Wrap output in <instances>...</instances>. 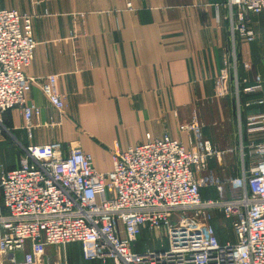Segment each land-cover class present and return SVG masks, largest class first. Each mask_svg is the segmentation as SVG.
<instances>
[{"label":"crops","instance_id":"obj_1","mask_svg":"<svg viewBox=\"0 0 264 264\" xmlns=\"http://www.w3.org/2000/svg\"><path fill=\"white\" fill-rule=\"evenodd\" d=\"M226 2L0 0V10L31 18L36 46L24 75L54 76L64 105L62 112L56 111L39 85H33L25 100L39 108L38 115L32 113L27 123L19 107L3 113L8 133L0 136V171L18 166L23 154L19 145L58 143L63 155L79 147L91 155L98 172L106 173L115 150L126 151L167 134L186 151L206 145L223 152L212 159L210 171L201 174L203 182H237L260 159L248 157L247 148L264 142V132L248 133L246 126L248 117L264 113V107L254 103L263 95L241 92L257 77L264 90V13L248 15L255 40L247 43L232 37ZM235 15L232 12L233 22ZM223 73L228 94L216 97V82ZM194 115L198 131H180ZM216 194L211 186L205 199H216ZM6 213L0 189V216ZM166 247L161 231L147 229L131 245L136 252ZM54 248L44 251L51 264H112L85 261L77 243L62 251Z\"/></svg>","mask_w":264,"mask_h":264},{"label":"built area","instance_id":"obj_2","mask_svg":"<svg viewBox=\"0 0 264 264\" xmlns=\"http://www.w3.org/2000/svg\"><path fill=\"white\" fill-rule=\"evenodd\" d=\"M226 6L232 37L253 42L247 17L264 13V0H227ZM35 46L31 18L0 10V136L8 133L2 122L6 111L19 107L27 123L32 113L39 114V108L25 100L33 85H39L56 111L64 108L54 76L35 79L22 71ZM223 74L216 82V97L228 94ZM241 92L262 93L254 103L264 107L259 77ZM246 126L248 133L264 132V113L248 117ZM198 127L194 115L179 130L195 134ZM19 148L23 154L18 166L0 171L7 212L0 216V264H41L42 259L51 264L45 247L70 243L80 246L85 261L112 264H264V142L247 148L248 157L260 159L243 171L230 198L220 191L218 200H202L194 169L223 152L206 145L186 151L167 134L126 151L115 150L106 173L98 172L91 155L79 147L65 155L58 143ZM214 214L229 222L234 242L219 241L211 223ZM144 229L161 231L167 247L134 251L131 245ZM18 252H23L22 260L8 259Z\"/></svg>","mask_w":264,"mask_h":264},{"label":"rangeland","instance_id":"obj_3","mask_svg":"<svg viewBox=\"0 0 264 264\" xmlns=\"http://www.w3.org/2000/svg\"><path fill=\"white\" fill-rule=\"evenodd\" d=\"M213 162H214V160H212V161L209 160L205 166H199V167H196L194 169V172L197 174V176H198L197 178H198V180H200V183H201V189H200L201 190V198H202V200H206L205 198L207 196L206 194H207L208 188H210L211 186H213V188L215 189V192H217L215 200H218L220 191L223 192L224 198L225 197L230 198L232 196L230 193V189L232 186H238L237 183H235V184L227 183L224 185H222V184L221 185H212V184L209 185V181L203 182L204 180H202L203 178H202L201 174H203V172L207 168L210 167V165H211L210 163H213ZM212 169H213V167H211V170ZM208 171H210V168L208 169ZM207 199L212 200L209 198H207ZM211 223L216 229L218 239L220 241L223 240L222 243L234 242V237L231 233V227H230L229 222H225L220 216H217L216 214H214V219L211 221ZM58 248L60 251H62L63 247H58ZM11 256H12V258L15 257L16 260H22L24 257V254H23V252H18V253L12 254ZM48 256L51 258L50 254Z\"/></svg>","mask_w":264,"mask_h":264}]
</instances>
